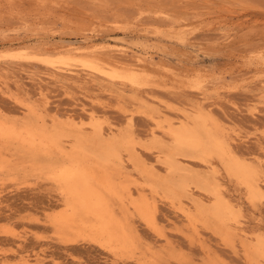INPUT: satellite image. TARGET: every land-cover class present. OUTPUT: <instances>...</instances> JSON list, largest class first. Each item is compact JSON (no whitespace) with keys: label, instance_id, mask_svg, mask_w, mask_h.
Masks as SVG:
<instances>
[{"label":"rangeland","instance_id":"obj_1","mask_svg":"<svg viewBox=\"0 0 264 264\" xmlns=\"http://www.w3.org/2000/svg\"><path fill=\"white\" fill-rule=\"evenodd\" d=\"M199 115L260 172L256 200L209 143L172 140ZM263 253L264 0H0V264Z\"/></svg>","mask_w":264,"mask_h":264},{"label":"bare ground","instance_id":"obj_2","mask_svg":"<svg viewBox=\"0 0 264 264\" xmlns=\"http://www.w3.org/2000/svg\"><path fill=\"white\" fill-rule=\"evenodd\" d=\"M74 47V46H73ZM76 47H74V49H73V51L71 50V51H67L65 54V56H66V58H72V57H77V55H78V52H76V49H75ZM80 48V47H79ZM75 50V51H74ZM77 51H79V50H77ZM81 53V52H80ZM79 53V54H80ZM63 54V53H62ZM91 60V61H90ZM89 60V58L87 59V58H83V59H80L79 60V64L81 65V66H84V67H89V68H91V69H97V70H99V71H101V69L103 68L102 66V64H100L99 66L100 67H102L101 69H99V68H97V66H96V64H93L94 62L95 63H98V62H96V61H94V60H92V59H90ZM92 61H93V63H92ZM79 64H77V65H79ZM99 64V63H98ZM68 65V64H67ZM71 65V64H70ZM72 66V65H71ZM77 67H79V66H77ZM76 69V68H75ZM75 69H73V70H75ZM86 69V68H85ZM106 68H104V71L106 72V70H105ZM70 70V69H69ZM72 70V69H71ZM79 70V69H78ZM85 71V70H84ZM103 71V74L105 73ZM95 72V71H94ZM102 72V71H101ZM100 73V72H99ZM106 74H108V73H106ZM99 75V74H98ZM96 76H97V74H96ZM130 79V78H129ZM134 81V80H133ZM132 83V82H131ZM148 98V97H147ZM168 111V110H167ZM160 113V112H159ZM84 116V115H83ZM154 116V115H153ZM161 116V115H160ZM159 117V116H158ZM197 117V116H196ZM163 121V120H162ZM210 121V120H209ZM211 122V121H210ZM175 123V122H174ZM164 125V124H163ZM185 125V124H184ZM193 125V124H192ZM191 125V126H192ZM180 127V126H179ZM186 127V126H185ZM218 126L217 125H214V123L212 124V123H209L208 121H207V119L204 117V116H202V115H199L198 117H197V119L195 118V122H194V126H192L190 129L191 130H189L187 127H186V129H188V130H186L185 128H183L184 130H186V131H182V127L177 131V132H174V134H172L171 136H173L172 137V140L173 141H175V143H177V145H180L181 143H185V140L187 141H189V142H191V143H189V144H193V145H190L189 147H195V146H199L200 144H203V146L204 145H206V144H208V145H210L212 148H209V146H204L203 148H201L202 150H201V154L200 155H205L206 157L207 156H209V157H211L212 159H214L215 160V158L223 165V169L229 174V175H231V176H234L236 179H238V181L241 183V184H243L244 186H245V188H246V192H247V196H248V198H249V200L250 201H254V200H256L260 195H262V188L260 187V184H259V181H260V178H261V176H260V172L259 171H257V170H255L254 168H252V167H250V166H248L247 164H245L243 161H241V159H239V157H237L235 154H233V152H232V150L230 149V147H229V145H228V143H227V141H226V139L224 138V136H223V133H222V131H221V129L220 128H217ZM224 127V126H223ZM165 130V129H164ZM103 133V132H102ZM153 134V133H152ZM163 134V133H162ZM161 134V135H162ZM229 134V133H228ZM164 135V134H163ZM229 136V135H228ZM233 136V135H232ZM27 140V139H26ZM35 139H33V141H34ZM38 140V139H37ZM32 141V142H33ZM235 141V140H234ZM25 142V141H24ZM35 142V141H34ZM27 143V142H26ZM29 143V142H28ZM36 143V142H35ZM33 145H34V143H33ZM43 146H45V145H47V144H42ZM41 145V146H42ZM28 144H27V146H26V148L27 149H29L28 148ZM35 146V145H34ZM30 147V146H29ZM39 147H40V145H39ZM176 147V146H175ZM180 148H181V146H179ZM178 147V148H179ZM176 149V148H175ZM44 150V149H43ZM47 150V149H46ZM25 151V150H24ZM23 151V152H24ZM43 152V151H42ZM46 152V151H45ZM25 153H27V152H25ZM29 153V155L31 154L30 153V151L28 152ZM27 153V154H28ZM61 153V152H60ZM78 153V152H77ZM39 154V153H38ZM64 154V153H63ZM68 154H70V153H68ZM73 154L75 155V153L73 152ZM72 154V155H73ZM32 155V154H31ZM35 155H36V153H35ZM80 155V154H79ZM78 155V156H79ZM204 156V157H205ZM30 157V156H29ZM36 157H38V155L36 156ZM76 157H77V155H76ZM148 157V156H147ZM209 157H207V158H209ZM39 158V157H38ZM148 159V158H147ZM152 159V158H151ZM76 160V159H75ZM205 160V159H204ZM216 160V161H217ZM69 161V160H68ZM80 161V160H79ZM211 161H213V160H211ZM211 161H209V162H211ZM73 162V161H72ZM203 163H205L204 161H202ZM213 162H215V161H213ZM211 163V164H214V163ZM206 163H208L207 161H206ZM67 164V163H66ZM72 164V163H71ZM74 164H77V162H74ZM74 164H72L73 165V167H74ZM211 164H210V166H211ZM216 164V163H215ZM214 164V165H215ZM218 164V163H217ZM63 165H64V163H63ZM69 165V167H71V168H73L72 166H70V164H68ZM83 165V164H82ZM57 166H58V168H62V165L61 164H57ZM76 166V165H75ZM81 166V165H80ZM219 166V165H218ZM218 166H216V167H213V169L215 168V170L217 171V167ZM64 167V166H63ZM68 167V166H67ZM69 167H68V169H69ZM66 168V167H65ZM210 168V167H209ZM221 168V169H222ZM76 169H78V171H79V168H77L76 167ZM218 169H220V168H218ZM62 170V169H61ZM65 171V170H64ZM221 171V170H220ZM223 171V170H222ZM61 172V171H60ZM69 172V171H68ZM76 172V171H75ZM82 172V171H81ZM70 173V172H69ZM77 173V172H76ZM216 173H218V172H216ZM222 174H223V172H221ZM221 173H220V175H221ZM70 174H72V173H70ZM225 174V173H224ZM68 175V174H67ZM73 175H74V173H73ZM79 175H80V173H79ZM214 175V174H213ZM218 175V174H217ZM219 175V176H220ZM229 175H227L228 177H229ZM69 176V175H68ZM71 176V175H70ZM83 176H84V174H83ZM71 178V177H70ZM219 178V177H218ZM81 180V179H80ZM108 180H111V179H108ZM84 182V181H83ZM238 183V182H237ZM83 184V183H82ZM221 184V183H220ZM84 185V184H83ZM89 185V184H88ZM222 185V184H221ZM89 187V186H88ZM95 187V186H94ZM84 189L82 190L83 191V193H84V195H87V194H89V191H88V189H87V185H86V187H83ZM91 188V187H90ZM93 188V187H92ZM91 188V189H92ZM96 189V188H95ZM99 189V188H98ZM98 189H96L97 191H99ZM105 189V188H104ZM222 189V188H221ZM90 190V189H89ZM93 190V189H92ZM103 190V189H102ZM101 190V191H102ZM222 191H223V189H222ZM93 192H94V190H93ZM92 192V193H93ZM96 192V191H95ZM101 192H99V196L100 195H102V197H103V194H100ZM113 193V192H112ZM221 195H222V193H221ZM80 196V195H79ZM109 196V195H108ZM223 196V195H222ZM86 198V197H85ZM89 198H91V197H89ZM93 198V197H92ZM100 198V197H99ZM95 199V198H94ZM79 200H81L80 198H79ZM82 200H83V198H82ZM88 200V199H87ZM87 200H86V202H87ZM99 199H98V197H97V201H98ZM100 200H101V198H100ZM175 200V199H174ZM89 201V200H88ZM92 202H93V200H91ZM91 201H89L90 203H92ZM103 201H105V200H103ZM225 201V200H224ZM223 201V202H224ZM228 200H226L225 201V203L227 202ZM99 202V201H98ZM77 203H79L78 201H77ZM221 203V202H220ZM227 203H231V202H227ZM80 204V203H79ZM111 204V203H110ZM219 204V203H218ZM78 205V204H77ZM88 205H89V203H88ZM99 205V204H98ZM97 205V206H98ZM101 205V204H100ZM103 205V204H102ZM106 205H107V203H106ZM195 205V204H194ZM221 205V204H220ZM230 205V204H229ZM83 206V205H82ZM81 206V207H82ZM96 206V207H97ZM142 206V205H141ZM199 206V205H198ZM90 207V206H89ZM143 207V206H142ZM219 207H221V206H218L217 208H219ZM223 207H224V205H223ZM236 206H234V208H235ZM79 207L77 206V209H78ZM85 208V207H84ZM91 208V207H90ZM101 208V207H100ZM106 208V207H105ZM138 208H140V206L138 207ZM137 208V209H138ZM181 209V208H180ZM225 209V208H224ZM237 209V208H236ZM87 210V209H86ZM90 210V209H89ZM98 209L96 208V211H97ZM101 209H99L98 211H100ZM142 210H144V209H142ZM142 210H141V212H142ZM215 210V209H214ZM220 210H221V208H220ZM85 211V210H84ZM98 211L97 212H95L96 214L98 213ZM106 210H103L102 209V211H101V215L99 216V217H101L102 219H103V221H105V222H103V223H105L106 224V226L105 227H103V228H107V227H109V225H113V222H111V221H109L108 223L106 222V220H104L105 218H106ZM141 212H140V214H141ZM225 212V211H224ZM236 212V211H235ZM239 212V211H238ZM83 213V212H82ZM81 213V214H82ZM93 213H94V211H93ZM95 213H94V215H95ZM110 213V212H109ZM144 213V212H143ZM147 214V213H146ZM145 213H144V215H146ZM86 215V214H85ZM92 215V214H91ZM91 215H90V217H91ZM110 215V214H109ZM96 216V215H95ZM83 217V216H82ZM87 217H89V216H87ZM97 217V216H96ZM105 217V218H104ZM108 217V216H107ZM114 217V216H113ZM224 217V216H223ZM230 218V217H229ZM84 219V218H83ZM91 219H92V221H94L93 220V218L91 217L90 218V221H91ZM98 219H100V218H98ZM114 219V218H113ZM232 219V218H231ZM88 220V219H87ZM86 220V221H87ZM117 220V219H116ZM119 220V219H118ZM236 220V219H235ZM97 221V219L94 221V222H96ZM102 221V220H101ZM237 221V220H236ZM122 222V221H121ZM97 223V222H96ZM109 223H111V224H109ZM141 223V222H140ZM238 223V222H237ZM115 224V223H114ZM121 224V223H120ZM118 225V224H117ZM125 225V224H124ZM102 226H104V224L102 225ZM231 226V225H230ZM122 227V226H121ZM120 227V228H121ZM110 228H111V226H110ZM117 228V227H116ZM120 228H119V230H120ZM123 228V227H122ZM121 228V229H122ZM195 228V227H194ZM245 228V227H244ZM98 229V228H97ZM109 229V228H108ZM114 229H115V227H114ZM114 229L112 230V229H110L111 231H114ZM193 229V228H192ZM107 230V229H106ZM132 230V229H131ZM197 231V230H196ZM195 231V232H196ZM105 232V231H104ZM107 232V231H106ZM105 232V233H106ZM109 232V231H108ZM107 232V233H108ZM116 233L117 232H119V233H121L122 234V232H120V231H115ZM115 232H112L111 234H113V233H115ZM100 233V232H99ZM118 233V234H119ZM102 234V233H101ZM109 234V233H108ZM110 234V235H111ZM117 234V235H118ZM239 234V233H238ZM107 235V234H106ZM120 235V234H119ZM113 237V236H112ZM122 237V236H121ZM124 237V236H123ZM109 238V237H108ZM114 238V237H113ZM242 239V238H241ZM115 240V239H114ZM115 241H118V240H115ZM124 241V240H123ZM125 242V241H124ZM60 246V245H59ZM264 254V253H263Z\"/></svg>","mask_w":264,"mask_h":264}]
</instances>
